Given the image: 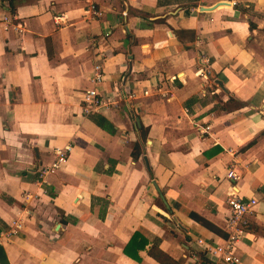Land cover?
I'll return each mask as SVG.
<instances>
[{
  "label": "crops",
  "instance_id": "0c3cea01",
  "mask_svg": "<svg viewBox=\"0 0 264 264\" xmlns=\"http://www.w3.org/2000/svg\"><path fill=\"white\" fill-rule=\"evenodd\" d=\"M96 1L0 0V264H213L231 192L258 200L240 264H264V0ZM96 63L118 105L86 115Z\"/></svg>",
  "mask_w": 264,
  "mask_h": 264
},
{
  "label": "built area",
  "instance_id": "2783aa9c",
  "mask_svg": "<svg viewBox=\"0 0 264 264\" xmlns=\"http://www.w3.org/2000/svg\"><path fill=\"white\" fill-rule=\"evenodd\" d=\"M86 3V12L90 15V19L99 18L103 15L102 9L97 4L96 0H84ZM58 19L61 17H57ZM6 24H11V17L5 16ZM8 29V26H6ZM18 31L21 30L20 25H14ZM198 75L200 77H208L210 75V66L207 58L204 56L200 59ZM104 70L100 63H96L92 70L91 83L92 88L86 89L82 97V109L84 114L89 115L93 112H101L111 107H116L118 101L115 97L102 95L98 90V85L104 81ZM210 127H206L209 130ZM72 150L71 145H67L55 150V160L50 165L45 166L41 171V178L49 173H55L64 165ZM227 177L230 179H238L239 175L235 168L231 167L228 170ZM227 203L229 213L226 217V227L228 229L227 237L216 244L209 243L203 239H199L198 243L203 249L204 254L211 260L213 264H240L241 258L236 253V245L241 241L248 232L250 216L254 212V208L258 200L251 198L244 200L236 192H231L228 195ZM21 228V224L15 222L12 232L17 233Z\"/></svg>",
  "mask_w": 264,
  "mask_h": 264
},
{
  "label": "trees",
  "instance_id": "16d2710c",
  "mask_svg": "<svg viewBox=\"0 0 264 264\" xmlns=\"http://www.w3.org/2000/svg\"><path fill=\"white\" fill-rule=\"evenodd\" d=\"M98 123L100 125H102L104 128H108V129L111 128L110 123L106 119H104V118H100L98 120ZM146 140H147V131L145 130L144 127H142V129H141V137L133 145L132 157L134 159H138V158H140V157H142L144 155V153H145V143H146ZM192 216L196 220H198V221L202 222L203 224H205L206 226H208V227H210L212 229H215L212 224H210L209 222H207L206 220H204L202 217L198 216L197 214L192 213ZM138 236H139L138 234H135L133 236L134 240L137 239ZM133 238H132V240H133ZM134 240H133V242H134ZM130 243H131V241H130ZM143 245H144V243L141 246H143Z\"/></svg>",
  "mask_w": 264,
  "mask_h": 264
},
{
  "label": "water",
  "instance_id": "95a60500",
  "mask_svg": "<svg viewBox=\"0 0 264 264\" xmlns=\"http://www.w3.org/2000/svg\"><path fill=\"white\" fill-rule=\"evenodd\" d=\"M213 8H215L214 6H212V7H202V9H205V10H211V9H213ZM222 85V84H221ZM157 189L159 190V188H158V186H157Z\"/></svg>",
  "mask_w": 264,
  "mask_h": 264
}]
</instances>
